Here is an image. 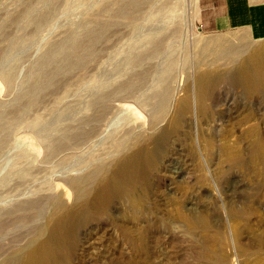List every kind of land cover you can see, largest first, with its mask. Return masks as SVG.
<instances>
[{
    "label": "rangeland",
    "instance_id": "374dc122",
    "mask_svg": "<svg viewBox=\"0 0 264 264\" xmlns=\"http://www.w3.org/2000/svg\"><path fill=\"white\" fill-rule=\"evenodd\" d=\"M198 2L0 0V109H27L29 93L39 101L19 121L9 120L0 148V213L38 197L49 212L57 201L78 206L75 178L110 161L95 186L102 187L120 139L130 144L123 153L155 151L141 222L133 221L144 229L140 253L118 230L121 203L113 201L78 230L69 264H264V89L251 96L241 78L244 64L253 63L249 48L264 40L241 29H201ZM135 3L139 8L130 7ZM154 36L161 39L151 45ZM215 38L219 45L201 50ZM170 63L172 74L161 84L159 72ZM144 68L149 75L137 78ZM205 70L215 82L199 102L196 76ZM131 78L135 98L112 101L93 136L44 157L46 138L28 124L48 123L53 137L63 128L74 132L91 86ZM163 88L169 100L155 117L156 100L148 97ZM44 222L39 238L48 233Z\"/></svg>",
    "mask_w": 264,
    "mask_h": 264
},
{
    "label": "bare ground",
    "instance_id": "6f19581e",
    "mask_svg": "<svg viewBox=\"0 0 264 264\" xmlns=\"http://www.w3.org/2000/svg\"><path fill=\"white\" fill-rule=\"evenodd\" d=\"M135 6H137V3L130 7L139 8ZM126 10L127 6L122 5L119 12L124 14ZM158 39L160 40L161 38H158V36L151 38V45L158 41ZM220 42L221 38L204 41L201 45V50L208 51L213 45H219ZM234 50L235 47H230L229 50L222 47L221 52H233ZM149 51L151 49L146 50L144 53L140 52L134 58L139 61L147 53H150ZM249 54L252 56L253 63L248 64L246 62L244 64L241 78L242 84H244L247 92L251 93L252 96L253 93L256 94L259 90L264 89V43H258L252 48H249ZM83 56L85 55L83 54ZM172 69L173 65L170 63V65L164 66L163 70L159 72V78H161L159 82L161 84H164V78L166 76L172 74ZM136 75L137 78L142 79V77L149 75V73L144 68L138 71ZM214 82L215 77L208 70L198 72L196 76L198 86L196 87H198L197 97L199 102L208 93V86ZM89 89L88 95L90 97L85 100V105L81 108L79 107L78 110L81 112V115L78 119L76 131H70L71 133H69V128H63V133L53 137V135L48 134L50 131H48V123L42 124L34 121L35 123L28 124V127L34 131L39 129L41 136L46 138L47 146L46 154L44 155L46 159L64 147H67L70 144L68 142L81 144L93 136L98 129L100 120H103L104 116L115 107L112 101L135 98V92H137L136 81L132 80V78L116 85L107 80L98 82ZM148 98L156 100V103L154 101L155 104L152 106L153 110H155V117L161 116L167 107L169 100L168 92L164 88L163 90L156 89ZM23 103L26 106L25 108H27L25 110H20V108L9 110L0 109V148L8 140L9 130L7 128L12 124L9 120H12V122L19 121L22 115L38 105L39 101H37L35 94L29 93ZM183 104L187 105V101L184 100ZM78 105H80V101ZM178 108L176 112H178ZM198 108L201 109V106ZM87 110L90 111V116H87L88 118L85 116ZM178 119L179 117L174 121L177 124ZM129 146L130 144L127 138L119 140L117 149L115 150V153L118 155L114 157L117 158L115 165L112 164L114 167L111 172L108 171L109 173L105 176L102 187L99 186L100 188L96 189L95 186L101 179L102 172L107 171V165L110 161L97 163L87 173L75 178L74 201L77 202L78 200V206L67 207L61 201H57V205L49 212V209L47 210L45 207L44 200L38 197L36 199H24L0 213V257L3 258V263L1 262L0 264H69L72 254L77 248L78 230L87 223L99 220L110 209L107 208L113 201H119L121 203H118L121 205L120 210L118 209V217L120 218L119 221H121L117 223L118 230L122 232L125 236L124 238L127 237L125 240L133 245L135 251L140 253L141 249H143V247L140 248L141 242L145 241L141 240L144 236H142L143 232L141 234L140 232L144 229L140 228L143 227L141 223L139 225L140 227L138 225L137 227V223L133 221L140 220L142 216L141 208L144 201V189L149 186L150 174L156 166L155 151L142 146L129 153H123L125 147L127 148ZM30 170V167L23 168L21 174L28 173ZM143 215L145 216V214ZM44 221H46V224L50 221L48 233L46 236L43 235L44 237L39 238ZM156 221L158 220L156 219ZM129 222L132 225L129 226ZM155 222L154 224H156ZM147 224L149 225V222ZM139 229L142 230L140 231Z\"/></svg>",
    "mask_w": 264,
    "mask_h": 264
},
{
    "label": "crops",
    "instance_id": "0c3cea01",
    "mask_svg": "<svg viewBox=\"0 0 264 264\" xmlns=\"http://www.w3.org/2000/svg\"><path fill=\"white\" fill-rule=\"evenodd\" d=\"M198 6L201 29H241L253 40H264V0H199Z\"/></svg>",
    "mask_w": 264,
    "mask_h": 264
}]
</instances>
